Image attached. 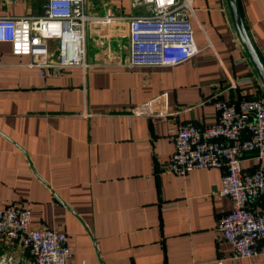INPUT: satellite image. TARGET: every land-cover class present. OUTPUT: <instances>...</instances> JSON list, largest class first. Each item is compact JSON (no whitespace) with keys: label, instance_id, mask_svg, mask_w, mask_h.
I'll use <instances>...</instances> for the list:
<instances>
[{"label":"crops","instance_id":"1","mask_svg":"<svg viewBox=\"0 0 264 264\" xmlns=\"http://www.w3.org/2000/svg\"><path fill=\"white\" fill-rule=\"evenodd\" d=\"M191 1L199 51L173 66L128 67V18L143 12L129 0H82L88 16L114 17L86 23L85 68L41 70L0 42V209L27 208L30 226L63 232L68 264H264V240L255 255L234 258L215 232L230 208L217 193L219 169H165L169 129L212 124L215 99L264 93L226 0ZM46 2L0 0V17L39 16ZM236 4L264 68V0ZM146 107L165 116L132 115ZM254 155L243 154V171L254 169ZM250 205L264 214L261 201ZM0 264L33 263L1 237Z\"/></svg>","mask_w":264,"mask_h":264},{"label":"built area","instance_id":"2","mask_svg":"<svg viewBox=\"0 0 264 264\" xmlns=\"http://www.w3.org/2000/svg\"><path fill=\"white\" fill-rule=\"evenodd\" d=\"M129 4L143 12L128 18V67L173 66L199 51L190 24L191 19L196 21L191 0H129ZM113 19L109 12L88 16L82 0H47L39 16L0 17V42L8 43L14 55L30 56L29 65L41 70L85 68L86 23L108 24ZM213 105L212 124L185 122L168 130L172 151L165 169L179 176L198 169L220 170L217 193L228 198L230 208L218 215L215 232L230 245L232 257L249 258L257 253V242L264 240V214L250 205L251 200L264 203V93L238 102L215 99ZM132 115L165 116L147 107ZM248 151H255V165L247 172L240 161ZM1 237L17 240L33 264H68L71 256L63 232L30 226L29 210L13 204L0 209Z\"/></svg>","mask_w":264,"mask_h":264},{"label":"water","instance_id":"3","mask_svg":"<svg viewBox=\"0 0 264 264\" xmlns=\"http://www.w3.org/2000/svg\"><path fill=\"white\" fill-rule=\"evenodd\" d=\"M226 2L236 35L241 45L243 46V49L249 61L251 62L259 80L261 81L264 87V68L244 30V27L238 14L236 0H226Z\"/></svg>","mask_w":264,"mask_h":264}]
</instances>
